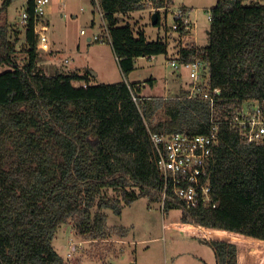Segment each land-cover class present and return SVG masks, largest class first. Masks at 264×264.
Masks as SVG:
<instances>
[{"label":"trees","instance_id":"obj_1","mask_svg":"<svg viewBox=\"0 0 264 264\" xmlns=\"http://www.w3.org/2000/svg\"><path fill=\"white\" fill-rule=\"evenodd\" d=\"M150 1L100 0L126 77L137 58L169 53L167 38L150 41L121 24L124 15L149 8L160 26L172 0ZM7 6L5 0L0 18ZM27 8L22 63L14 30L7 21L0 26V63L12 68L0 73V264H65L53 245L64 224L93 240L126 236V228H107L103 211L121 217L141 197L163 203L151 135H207L212 120L222 123L209 170L217 207H188L170 192L164 209L182 211L217 264H264V137L251 142L240 125L225 122L248 104L264 108V0H219L202 48L180 24L178 60L204 62L209 86L221 90L214 106L188 99L189 90L143 97L138 83L92 84L79 72L47 75L39 63L34 0Z\"/></svg>","mask_w":264,"mask_h":264},{"label":"rangeland","instance_id":"obj_2","mask_svg":"<svg viewBox=\"0 0 264 264\" xmlns=\"http://www.w3.org/2000/svg\"><path fill=\"white\" fill-rule=\"evenodd\" d=\"M7 1L9 6L1 15L0 26L7 21L17 28L13 29L10 26L11 30H20L18 35L14 31L10 32L13 35L12 41L19 39L16 44V60L22 63L25 57L23 49L26 25L21 21L20 16L27 8L28 0ZM70 1L74 4L73 13H78L76 20L69 14L65 16L61 10L65 1L51 0L50 3L56 6L60 4L61 8L60 12H54L50 18L49 37L52 41L50 50L39 51V63L47 75H54L59 71L73 72L74 67L85 65L83 75H88L92 84L118 82L133 84L140 81L143 84L142 95L146 96L145 94L149 92L154 96L162 97L165 95L169 97L171 93L176 94L175 86L181 87L182 83L186 85L188 80L190 82L186 70L176 71L168 63L172 59L171 54L168 55L169 57L158 55L154 58H138L135 61V71L131 76H124L117 57L112 53L111 45L86 41L87 37L103 33V18L100 10L96 5H92L91 0H66L67 3ZM218 1L172 0L168 12L161 11L160 26L152 25L153 14L147 12L151 11L149 8L143 10V16L137 22L142 24L150 41L166 38V34L170 38H178V34L171 31L174 14L181 7H185L191 12L190 27L194 28L193 34L197 41L195 44L198 48H202L208 44L209 40L211 23L209 13ZM3 2L4 0H0V9ZM81 7L85 8L86 13H80ZM90 10H93L91 14L95 21L94 25H90L86 18ZM121 19V24L128 21L123 17ZM82 30H86L87 35L83 34V36ZM175 44L176 42L170 39V53L175 51L174 48L178 45ZM172 56L175 57V55ZM7 70L12 68L0 63V73ZM178 72L183 73L176 81ZM152 77L156 79L154 88L153 85H146L145 82ZM174 87L175 90H173ZM158 119L163 120L164 115L160 114ZM103 213L107 217V228L113 232H118L116 229L126 228L128 229L126 236L121 238V235L113 234L108 239L93 240L77 235L71 224H64L58 230L53 245L64 258L65 264H217L211 246L197 237L192 225L182 221V211L179 209H164L163 203L152 202L147 197H141L131 205L125 206L121 217L110 209H104ZM72 245L75 248H72Z\"/></svg>","mask_w":264,"mask_h":264},{"label":"built area","instance_id":"obj_3","mask_svg":"<svg viewBox=\"0 0 264 264\" xmlns=\"http://www.w3.org/2000/svg\"><path fill=\"white\" fill-rule=\"evenodd\" d=\"M93 1L103 18V33L94 35L93 41L111 45V36L101 11L100 0ZM49 3L50 0H34L35 31L39 36L38 49L42 51L50 50L51 46L48 34L49 27L45 18ZM150 4L151 1L146 0V5ZM151 11L155 12V9H151ZM190 14L191 12L183 7L174 14L172 30L175 33L182 25L186 31L193 33L194 28L191 29L190 27ZM29 20V12L26 8L21 14V21L27 25ZM209 20L211 21L210 13ZM82 34H86V31L82 30ZM196 42V38L195 41L194 39L191 41L193 46L198 48ZM168 63L176 71L183 69L188 72L190 78L188 99L209 101L212 106L216 104L217 97L221 95V90L219 88L212 89L209 86L208 76L206 77L207 68L204 62L198 58L180 62L177 55ZM225 122L230 125H240L246 131V136L251 142H258L264 137V108L259 106L248 104L233 120ZM221 125V122L212 120L211 131L207 135L190 136L186 133L151 135L156 148L157 164L164 180L163 204L166 197L172 192L188 207H217L218 203L211 191L209 170L214 150L220 144ZM72 248L75 246L72 245Z\"/></svg>","mask_w":264,"mask_h":264},{"label":"crops","instance_id":"obj_4","mask_svg":"<svg viewBox=\"0 0 264 264\" xmlns=\"http://www.w3.org/2000/svg\"><path fill=\"white\" fill-rule=\"evenodd\" d=\"M5 1V0H4ZM29 1V0H28ZM61 2L62 1H65V4H64V6H62L63 8L61 9L64 13H65V16L67 15L68 16V14H69V16L70 17H73V19L74 20H76V19H78V13H73V7H74V4L70 1V2H66V0H60ZM4 3V2H3ZM28 3V2H27ZM26 3V4H27ZM50 3H51V0H50ZM50 3L47 5V11H46V24L48 25V27H50V24H51V20H50V18H51V16L53 15V13L54 12H60V8H61V6H60V4L59 5H57L56 6V4H51L50 5ZM91 3H92V5L94 6L95 5V3H94V1L93 0H91ZM9 6V5H8ZM8 8V7H7ZM26 10V9H25ZM85 8L84 7H81L80 9H79V11H80V13H86L85 11ZM24 11V10H23ZM93 10H90L88 13H87V16H86V18H88V22H89V24L90 25H94L95 24V21H94V19H93V17H92V14H91V12H92ZM142 12H144L143 10H140V11H135V12H131V13H129V14H126V15H124L123 16V18H125V19H128V21L127 22H125L124 24L126 25V24H130L131 26H132V28H133V30L135 31V33H137V32H139V31H142V32H146L144 29H143V26H142V24H138V20H140L139 18H141L143 15H142ZM147 12H150L151 14H153L154 12H152V11H150V10H148ZM23 13V12H22ZM21 17V16H20ZM122 17V16H121ZM138 18V19H137ZM72 19V20H73ZM132 19H134V21H130V20H132ZM137 19V20H136ZM9 24V23H8ZM136 25V26H135ZM9 26H12L13 27V29H17V28H15L16 26H14V25H12V24H9ZM20 31V30H19ZM86 31V30H85ZM48 34H49V31H48ZM82 34V33H81ZM146 34V33H145ZM83 35V34H82ZM86 35H87V31H86ZM84 36V35H83ZM146 37L148 38V36H147V34H146ZM166 38H167V40H168V42L170 43V39H172L174 42H176V44L175 45H177L178 44V38H170L169 36H168V34H166ZM86 41H88L89 43H92V41H93V37L91 36V37H87L86 38ZM50 45H52V41H51V39H50ZM110 45V44H109ZM51 47V46H50ZM112 47V46H111ZM170 47H171V45H169V53H168V55H170L171 54V58H175V57H177V55H178V45L174 48L175 49V51L173 52V53H170ZM112 51H113V49H112ZM113 54H114V51L112 52ZM167 55V57H169ZM172 55H175V57L174 56H172ZM117 59V58H116ZM138 59V58H137ZM136 61V60H135ZM119 65V64H118ZM75 68V70L73 71V72H79V73H81V74H83V70H84V68H85V65H82V67H78V66H76V67H74ZM136 68V67H135ZM135 71V70H134ZM133 71V72H134ZM132 72V73H133ZM131 73V74H132ZM179 74H176V78H175V80L176 81H178L180 78V76L179 75H182V73L183 72H178ZM131 74L129 75V76H131ZM175 74V73H174ZM98 75H96V77H97ZM150 81V83H148ZM154 81H155V84H156V79L154 78V77H152V79H146L145 80V82H146V85H153V88L155 87V84H154ZM119 83V82H118ZM136 83H138L140 86H141V88L143 89V84H142V82H140V81H138V82H136ZM114 84V83H113ZM189 84H190V82H189V80H188V83L186 84V85H184L183 83L181 84V87H178V86H175V87H177V90H175V87L173 88V90H175V92H177L176 94H172L171 93V96H174V95H179V94H181L182 93V91H185V90H188V86H189ZM188 85V86H187ZM145 90H146V88H145ZM170 90V89H169ZM168 91H166V93H167ZM146 96H144V95H142V92H141V94H140V96H143V97H159V98H167L168 96L167 95H165L164 97H162V96H154V95H152L151 93H149V92H147V94H145ZM171 96H169V97H171ZM123 242H125L124 241V239H123ZM205 243V242H204Z\"/></svg>","mask_w":264,"mask_h":264},{"label":"water","instance_id":"obj_5","mask_svg":"<svg viewBox=\"0 0 264 264\" xmlns=\"http://www.w3.org/2000/svg\"><path fill=\"white\" fill-rule=\"evenodd\" d=\"M158 21H159V16H158V14L155 12V13H153V15H152L151 23H152V25L156 26L157 23H158Z\"/></svg>","mask_w":264,"mask_h":264}]
</instances>
